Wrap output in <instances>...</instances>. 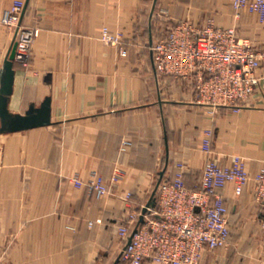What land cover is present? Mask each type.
<instances>
[{
    "label": "crops",
    "instance_id": "obj_1",
    "mask_svg": "<svg viewBox=\"0 0 264 264\" xmlns=\"http://www.w3.org/2000/svg\"><path fill=\"white\" fill-rule=\"evenodd\" d=\"M14 1L0 0V10ZM21 1V26L38 35L28 64L14 61L7 111L26 114L49 97L51 123L13 131L0 119V264H125L118 227L127 215L139 214L179 163L194 188L209 156L223 165L240 156L249 179L221 189L229 243L206 248L200 264H264V206L254 198L264 161V62L238 109H212L195 102L193 76L157 72L151 50L180 22L212 20L262 51L264 19L230 0ZM104 27L121 34L125 55L101 38ZM15 39L0 27V87ZM206 129L210 155L201 147ZM93 172L109 192L88 187Z\"/></svg>",
    "mask_w": 264,
    "mask_h": 264
},
{
    "label": "built area",
    "instance_id": "obj_2",
    "mask_svg": "<svg viewBox=\"0 0 264 264\" xmlns=\"http://www.w3.org/2000/svg\"><path fill=\"white\" fill-rule=\"evenodd\" d=\"M230 1L235 10L257 13L264 19V0ZM23 7V1L15 0L9 8L0 10V27L16 31L15 60L27 65L38 30L21 26ZM101 38L119 45L120 54H126L120 46V33L104 27ZM151 50L157 72L193 76L195 102L212 109H238L256 90V71L264 62V50L239 39L233 27L221 28L212 20L202 27L180 22L167 36L153 42ZM211 137L212 130L206 129L201 147L208 155L212 153ZM183 168V164H177L171 179L155 185V205L147 209L142 222V211L129 213L126 223L118 227L119 235L125 238L121 256L126 264H200L206 248L228 245V207L221 189L227 182L242 188L249 179L245 161L234 156L230 165H223L209 156L195 188L186 186ZM119 178L116 172L112 181ZM74 181L82 184L77 177ZM87 185L99 196L109 192L102 176L95 172ZM129 197L130 193L126 195ZM254 198L264 206V161L255 176Z\"/></svg>",
    "mask_w": 264,
    "mask_h": 264
},
{
    "label": "water",
    "instance_id": "obj_3",
    "mask_svg": "<svg viewBox=\"0 0 264 264\" xmlns=\"http://www.w3.org/2000/svg\"><path fill=\"white\" fill-rule=\"evenodd\" d=\"M26 5H24L22 14L25 11ZM21 14V15H22ZM16 53V42L13 43L9 56L4 65L3 77L0 87V119L2 123L1 129H10L13 131L28 129L32 127L46 126L51 123L50 120V98L46 97L41 104L35 109L26 114L11 115L7 111V96L12 92L14 81V61ZM162 176V173H161ZM161 181L158 179L157 184ZM155 186V187H156ZM155 189L153 190L150 200L142 208V212L139 216V222L143 221V216L149 207L155 205ZM135 230H133L134 232ZM131 239V235L128 237L127 242Z\"/></svg>",
    "mask_w": 264,
    "mask_h": 264
},
{
    "label": "trees",
    "instance_id": "obj_4",
    "mask_svg": "<svg viewBox=\"0 0 264 264\" xmlns=\"http://www.w3.org/2000/svg\"><path fill=\"white\" fill-rule=\"evenodd\" d=\"M184 182H185V181H184ZM199 184H200V183H199ZM199 184H198V185H196L195 187H198V186H199ZM195 187H194V188H195ZM125 264H126V262H125Z\"/></svg>",
    "mask_w": 264,
    "mask_h": 264
}]
</instances>
